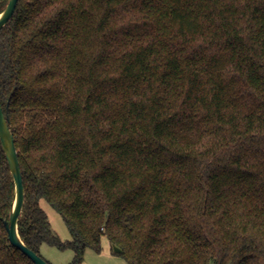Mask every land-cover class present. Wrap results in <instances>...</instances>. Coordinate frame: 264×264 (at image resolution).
<instances>
[{
    "label": "trees",
    "instance_id": "1",
    "mask_svg": "<svg viewBox=\"0 0 264 264\" xmlns=\"http://www.w3.org/2000/svg\"><path fill=\"white\" fill-rule=\"evenodd\" d=\"M0 101L39 255L107 237L129 264H264V0H19ZM15 195L0 139V264H35Z\"/></svg>",
    "mask_w": 264,
    "mask_h": 264
},
{
    "label": "water",
    "instance_id": "2",
    "mask_svg": "<svg viewBox=\"0 0 264 264\" xmlns=\"http://www.w3.org/2000/svg\"><path fill=\"white\" fill-rule=\"evenodd\" d=\"M19 0H9L6 8L0 13V29H2L13 17ZM0 139L6 153V157L11 168L15 182V199L9 219H3L12 245L20 249L35 264H50L41 255L30 249L22 240L19 233V219L22 214L25 202L24 178L19 159V153L16 146L15 134L10 125V117L7 111H4L0 101ZM117 253L121 249L114 246Z\"/></svg>",
    "mask_w": 264,
    "mask_h": 264
},
{
    "label": "rangeland",
    "instance_id": "3",
    "mask_svg": "<svg viewBox=\"0 0 264 264\" xmlns=\"http://www.w3.org/2000/svg\"><path fill=\"white\" fill-rule=\"evenodd\" d=\"M41 204L48 214L53 232L63 241L71 240L72 235L62 215L45 200ZM112 249L108 238L104 237L102 250L97 252L88 248L81 264H129L122 256L115 254ZM41 255L51 264H70L74 260L75 253L71 249L61 250L56 246L44 244L41 247Z\"/></svg>",
    "mask_w": 264,
    "mask_h": 264
}]
</instances>
